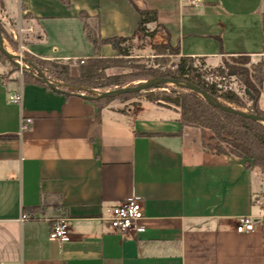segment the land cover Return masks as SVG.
<instances>
[{
	"label": "crops",
	"instance_id": "0c3cea01",
	"mask_svg": "<svg viewBox=\"0 0 264 264\" xmlns=\"http://www.w3.org/2000/svg\"><path fill=\"white\" fill-rule=\"evenodd\" d=\"M133 5L157 13L143 37L178 46L180 57L264 63V0H0V26L12 40L19 27L31 29L23 47L36 59L82 61L94 54L80 14L101 39L130 38L138 36ZM99 56L116 53L103 45ZM16 92L20 105L8 102ZM258 105L264 111V84ZM122 106L98 110L0 65V264H264L260 225L235 231L240 217L264 218V173L204 148L202 130L175 111ZM22 116L32 124L20 133ZM134 194L145 231L112 233L109 210ZM57 217L67 221V243L49 239Z\"/></svg>",
	"mask_w": 264,
	"mask_h": 264
},
{
	"label": "trees",
	"instance_id": "16d2710c",
	"mask_svg": "<svg viewBox=\"0 0 264 264\" xmlns=\"http://www.w3.org/2000/svg\"><path fill=\"white\" fill-rule=\"evenodd\" d=\"M61 1L68 5V0ZM134 8L139 16L136 34L138 33L146 37L151 36L153 33L149 34L147 26L150 24H157V13L151 10H140L135 6ZM80 18L84 21V33L86 39L92 45L94 56L88 60L65 61L68 66L72 67V73L69 72L68 68L62 67L60 65L62 64V61L54 60L52 63H50V61L36 59L28 53L23 54L28 60L32 61L31 63L34 62L38 63L37 65H39L40 62H43L38 66V69L48 80L52 82L58 81L68 84L72 87L90 88L91 90L102 89V93L126 87L128 82H131L133 78L131 75H116L106 77L103 71L111 68L113 63H115L119 57L129 56L128 51L124 50L121 45L130 40L135 35L130 38L113 37L109 39H101L96 30L87 23L88 17L81 13ZM261 31L262 50L264 52V17L262 19ZM1 34L3 39H6L11 44V46H13L14 51H17L18 43L9 37H5L2 29ZM103 45L110 46L111 49L116 53L117 59L101 58L99 56V51L100 47ZM162 47L169 50L171 55H179L178 46L172 47L170 44H164ZM10 63L14 65L12 62ZM255 74L258 76V86L254 89L249 88L251 96H248V102L250 103L251 113L264 119V111H262L258 105L260 91L264 84V63H260L256 67ZM234 76L243 80L246 78V75L243 72H236ZM201 77L202 76L198 73V70L193 68L191 58L180 57L175 69L169 74H158L152 72L143 78H145V80L167 78L189 83L197 86L210 96L220 100L225 106L232 107L238 111L245 109V103H243L238 95L230 91L219 93L221 91L217 89L215 85H207L206 83H202ZM22 81L24 83H34L45 86L37 81L32 75L23 74ZM161 89H167L168 93L161 91ZM58 92L65 95L84 93H79L65 87L61 88ZM138 94L140 93L121 95L112 99H94L92 101L98 110H101L112 100L125 101L130 97L137 96ZM144 94L145 102L169 109L170 106H174V110L179 115V120L182 125L197 126L203 130H208L212 132V134L216 136L218 140L222 142H228L233 145L235 150L229 152V154L242 159L246 169L257 167L262 173H264V125L254 122L250 119H245L230 113L223 112L206 103L199 95L179 87H156L152 90L144 92ZM87 96L94 97L91 94H87ZM216 153L218 155L224 154L221 149H217Z\"/></svg>",
	"mask_w": 264,
	"mask_h": 264
},
{
	"label": "rangeland",
	"instance_id": "374dc122",
	"mask_svg": "<svg viewBox=\"0 0 264 264\" xmlns=\"http://www.w3.org/2000/svg\"><path fill=\"white\" fill-rule=\"evenodd\" d=\"M2 29V28H1ZM0 29V30H1ZM151 32H149L150 34ZM5 37H8L4 33ZM3 38V36H2ZM4 40V49L5 51L10 55L15 56H21L28 62H32L27 59V57L20 52V46L18 40H15L18 43V49L17 51H14L13 46L6 40ZM24 44V39L21 42ZM121 47L128 51L129 56L128 57H119L117 59V56L115 57L117 60L115 63H113L112 67L104 70L103 73L106 77L116 76V75H131L133 78L131 82H128V85L126 87H135L139 84L145 83L150 81L145 80L146 75L154 72L158 74H169L172 72L179 59L180 56L171 55L170 51L167 49H164L162 45H155L150 43L148 40H146L143 35L138 34V36L132 37L130 40L126 41L121 45ZM112 58V59H115ZM253 58L249 56H232V57H225L222 59L221 63L218 65H212L206 63L203 59H192L193 68L198 70V73L202 76L201 80L202 83H206L207 85H221V92L223 93L228 90H225V87H229L230 85L233 86L236 93H239L238 97L245 103L246 106L245 109H242L241 111L244 113H251L250 111V103L248 102V96L245 94L246 91H249V88L254 89L258 86V79L257 74H255L256 67L263 63L262 60H252ZM43 62H40V64ZM52 63V61H50ZM60 64L62 67L68 68L69 72L72 73V67L68 66L66 62H61ZM22 67V72L20 71V68L14 66L11 64L6 58H4L0 54V65L3 66V69L5 70V75H11L14 74L17 77H20L22 79L23 74L24 75H31L32 72L35 74L31 67H29L26 63H19ZM34 67L38 69L37 65L38 63H31ZM48 66V65H47ZM46 66V67H47ZM236 72H243L246 75V78L241 79L237 78L235 75ZM153 80V79H152ZM248 82V83H247ZM54 83H60L63 84L71 90H74L76 92H84L81 93L83 95L91 94L92 96L96 97L98 94L102 93V89L97 90H91L90 88H78V87H72L68 84L54 81ZM163 87V86H161ZM166 87H173V86H166ZM64 88V87H62ZM125 88V87H124ZM161 91H165L168 93L167 89H161ZM145 94L144 92L138 94L135 97H130L127 100H112L111 102H115L117 104L123 105L122 109L127 110H133L135 109L140 102L144 101ZM220 101V100H219ZM108 103V104H109ZM220 103H222L220 101ZM169 109V108H167ZM174 106H170L169 110L175 111ZM179 111V110H177ZM201 129V128H200ZM202 130V133L205 135L203 140V147L206 149H221L222 152L227 153L234 151L233 145H231L228 142H222L216 138L212 134V132L207 130ZM61 219L60 217H57L54 220Z\"/></svg>",
	"mask_w": 264,
	"mask_h": 264
},
{
	"label": "built area",
	"instance_id": "2783aa9c",
	"mask_svg": "<svg viewBox=\"0 0 264 264\" xmlns=\"http://www.w3.org/2000/svg\"><path fill=\"white\" fill-rule=\"evenodd\" d=\"M32 32L31 29L23 30L18 28L17 34L14 36V40H18L20 46V52L27 53L26 49L21 43L24 38V33ZM22 67L20 71L22 72ZM217 89L221 90V85H216ZM225 90L236 93L233 86L225 87ZM240 96V95H239ZM22 101L21 92L11 93L8 95V102L13 105H20ZM32 124V120L28 117L22 116L20 118V133L27 131ZM109 227L112 233L120 235L122 237H130L134 234H140L145 231V226L142 221L143 215V200L138 195H131L128 199L115 205L109 210ZM28 219L26 214H23L20 221L23 222ZM256 224H259L264 231V218L255 222L251 217H240L236 222L235 231L238 234L250 233L255 230ZM49 239L52 241H58L60 243H67L71 240L67 221L64 218L54 220L49 230Z\"/></svg>",
	"mask_w": 264,
	"mask_h": 264
},
{
	"label": "water",
	"instance_id": "95a60500",
	"mask_svg": "<svg viewBox=\"0 0 264 264\" xmlns=\"http://www.w3.org/2000/svg\"><path fill=\"white\" fill-rule=\"evenodd\" d=\"M0 53L8 61L14 63L16 65V67H18L20 69H21V66L19 63L20 62L26 63L29 67H31L32 71L35 73V74H33L31 72L30 74L37 81H39L40 83H42L43 85H45L49 89L60 91V89L62 87H67L63 84L54 83V82L48 80L39 69L34 67L30 62L26 61L21 56H15V55L8 54L4 49V40L2 38L1 30H0ZM161 86H175V87H179V88L191 91V92L199 95L206 103L210 104L211 106H213V107H215V108H217L223 112L230 113V114H233L235 116H239V117H242L245 119H250L254 122H257V123L264 125V119L258 115H255L253 113H244V112L238 111L232 107L225 106L224 104L220 103V101L218 99L210 96L209 94H207L206 92H204L203 90H201L200 88H198L195 85L185 83L182 81H178V80L167 79V78H156V79L150 80L148 82L139 84L135 87H125V88L114 89V90H111V91H108L105 93H100L96 97H89V96H86L83 94H70V95L80 96V97L88 99V100L104 99V98H111L112 99V98H117L121 95L146 92V91H149V90H152L156 87H161ZM245 94L249 97L251 96L248 91H246Z\"/></svg>",
	"mask_w": 264,
	"mask_h": 264
}]
</instances>
